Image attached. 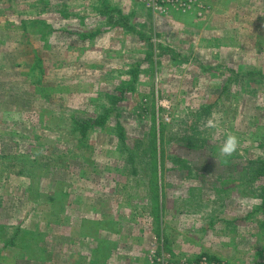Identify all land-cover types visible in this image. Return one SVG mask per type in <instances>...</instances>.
I'll use <instances>...</instances> for the list:
<instances>
[{
    "label": "rangeland",
    "instance_id": "obj_1",
    "mask_svg": "<svg viewBox=\"0 0 264 264\" xmlns=\"http://www.w3.org/2000/svg\"><path fill=\"white\" fill-rule=\"evenodd\" d=\"M259 165L264 0H0V264H264Z\"/></svg>",
    "mask_w": 264,
    "mask_h": 264
},
{
    "label": "built area",
    "instance_id": "obj_2",
    "mask_svg": "<svg viewBox=\"0 0 264 264\" xmlns=\"http://www.w3.org/2000/svg\"><path fill=\"white\" fill-rule=\"evenodd\" d=\"M154 14L167 15L174 10L188 11L194 9L198 17H202L207 9L208 3L215 0H134ZM149 264H228L224 261H217L208 256L202 255L195 260H182L175 262L174 259L165 255L158 254L156 249H151L149 256Z\"/></svg>",
    "mask_w": 264,
    "mask_h": 264
},
{
    "label": "trees",
    "instance_id": "obj_3",
    "mask_svg": "<svg viewBox=\"0 0 264 264\" xmlns=\"http://www.w3.org/2000/svg\"><path fill=\"white\" fill-rule=\"evenodd\" d=\"M115 99V98H113ZM75 127H77V131L80 135L81 138H86L87 137V133L89 131V129L92 128L93 125L95 124H100L104 125V123L106 122V115H102L100 116L97 120L92 121L91 124H89L87 121L82 120L80 121V119H73ZM252 178H264V166L263 165H259V167H257V170L254 174V176ZM260 198H261V203H260V208L262 210V214L264 216V184L260 186ZM207 256V255H205ZM209 257V256H208ZM213 258V257H210Z\"/></svg>",
    "mask_w": 264,
    "mask_h": 264
},
{
    "label": "clouds",
    "instance_id": "obj_4",
    "mask_svg": "<svg viewBox=\"0 0 264 264\" xmlns=\"http://www.w3.org/2000/svg\"><path fill=\"white\" fill-rule=\"evenodd\" d=\"M218 126V121L213 119H208L206 122V127L216 128ZM240 139L234 133H228L222 145L219 148V156L221 157H231L234 154L239 153Z\"/></svg>",
    "mask_w": 264,
    "mask_h": 264
},
{
    "label": "crops",
    "instance_id": "obj_5",
    "mask_svg": "<svg viewBox=\"0 0 264 264\" xmlns=\"http://www.w3.org/2000/svg\"><path fill=\"white\" fill-rule=\"evenodd\" d=\"M215 2H216V0L215 1H213V2H209L207 5H208V9H207V11L206 12H211V10L213 9V7H214V4H215ZM174 14H182V15H187V14H190V15H193L196 19H200V18H202V17H198L197 16V14H196V12H195V10L194 9H191V10H188V11H181V10H174ZM113 244L115 245V243L113 242ZM134 260H136L135 261V263H88V264H148V263H143V261H142V259H141V257H138V256H135L134 258H133ZM139 260H141V261H139ZM113 261V260H112Z\"/></svg>",
    "mask_w": 264,
    "mask_h": 264
}]
</instances>
